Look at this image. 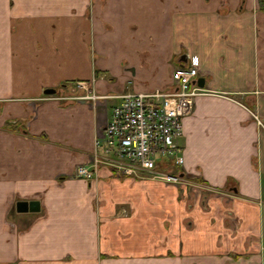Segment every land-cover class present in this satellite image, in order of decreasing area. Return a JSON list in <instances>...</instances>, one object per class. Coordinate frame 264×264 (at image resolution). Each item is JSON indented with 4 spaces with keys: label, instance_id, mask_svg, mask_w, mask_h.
Listing matches in <instances>:
<instances>
[{
    "label": "crops",
    "instance_id": "crops-1",
    "mask_svg": "<svg viewBox=\"0 0 264 264\" xmlns=\"http://www.w3.org/2000/svg\"><path fill=\"white\" fill-rule=\"evenodd\" d=\"M188 68L182 185L73 177L115 97ZM0 264H264L262 0H0Z\"/></svg>",
    "mask_w": 264,
    "mask_h": 264
},
{
    "label": "built area",
    "instance_id": "built-area-1",
    "mask_svg": "<svg viewBox=\"0 0 264 264\" xmlns=\"http://www.w3.org/2000/svg\"><path fill=\"white\" fill-rule=\"evenodd\" d=\"M199 79L196 68L178 69L172 92L115 97L119 102L95 141L91 162L78 167L73 177L89 181L101 168H108L123 177L182 185L183 179L164 168L170 160L181 164L177 140L183 136L182 120L191 113L196 98L208 94L198 86Z\"/></svg>",
    "mask_w": 264,
    "mask_h": 264
},
{
    "label": "water",
    "instance_id": "water-1",
    "mask_svg": "<svg viewBox=\"0 0 264 264\" xmlns=\"http://www.w3.org/2000/svg\"><path fill=\"white\" fill-rule=\"evenodd\" d=\"M198 85L204 88L205 81L203 79L198 80ZM45 96L55 95V90H46L43 93ZM40 211V204L37 201L30 202H19L16 204V212L19 214L23 213H38Z\"/></svg>",
    "mask_w": 264,
    "mask_h": 264
},
{
    "label": "rangeland",
    "instance_id": "rangeland-1",
    "mask_svg": "<svg viewBox=\"0 0 264 264\" xmlns=\"http://www.w3.org/2000/svg\"><path fill=\"white\" fill-rule=\"evenodd\" d=\"M122 176V175H121ZM133 179V178H132ZM134 181H137V182H147V181H151V180H144V179H133ZM154 182V181H152Z\"/></svg>",
    "mask_w": 264,
    "mask_h": 264
},
{
    "label": "trees",
    "instance_id": "trees-1",
    "mask_svg": "<svg viewBox=\"0 0 264 264\" xmlns=\"http://www.w3.org/2000/svg\"><path fill=\"white\" fill-rule=\"evenodd\" d=\"M262 4L264 5V0H262Z\"/></svg>",
    "mask_w": 264,
    "mask_h": 264
}]
</instances>
